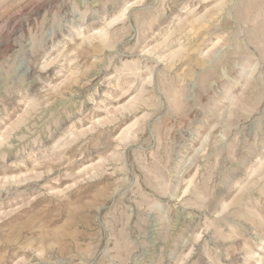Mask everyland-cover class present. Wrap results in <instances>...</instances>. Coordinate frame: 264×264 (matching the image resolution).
<instances>
[{
    "label": "rangeland",
    "instance_id": "obj_1",
    "mask_svg": "<svg viewBox=\"0 0 264 264\" xmlns=\"http://www.w3.org/2000/svg\"><path fill=\"white\" fill-rule=\"evenodd\" d=\"M262 54L264 0H0V264H264Z\"/></svg>",
    "mask_w": 264,
    "mask_h": 264
},
{
    "label": "clouds",
    "instance_id": "obj_2",
    "mask_svg": "<svg viewBox=\"0 0 264 264\" xmlns=\"http://www.w3.org/2000/svg\"><path fill=\"white\" fill-rule=\"evenodd\" d=\"M262 58H264V54H262ZM253 66H257V65H253ZM223 139H225V137H223ZM215 147H216V145L210 144L209 150H210V148L214 149ZM206 160L207 159H205V161H203V162H206ZM197 164H199V166L201 167V161H197ZM125 165H126V163H125ZM161 168L166 171L167 165L166 164L161 165ZM205 168H207V164H205ZM186 174L187 173L183 169L182 172L180 173L179 182L175 185V187L171 191H168L167 185H165L163 188L160 187V182L162 181L163 177L156 178V184L153 188V191L159 193V195H161V196H170L171 199L177 201L181 195V192L183 191V178ZM118 175L120 177V183H119V187L117 188V190L115 192H120L121 188L123 187L125 189V195L128 197V203L125 205L126 216H125V220H124V226H120L119 224H115L112 226L113 231L116 234L123 233L124 227L127 226L128 221H130L132 219L133 215L136 212L139 211V212L151 213V212L158 211L160 208V204L158 203V201L152 199L158 203L159 208L158 209L152 208L150 210L148 202L142 198L141 192H143V191L141 188V182H140V176L139 175L135 176L134 179L131 178L130 173H129V169L127 168V166L125 167L124 173L123 174L118 173ZM202 190H203V188H202L200 181H197V183H196V185H194L193 189L189 191L186 198L184 200H182L180 203H182L183 205H187L189 203V201H191L193 199V193H195L197 191H202ZM259 221H260L261 226H264V219H260ZM61 242H62L61 240L54 241L51 245L49 244L48 247L49 248L58 247V246H60ZM89 251H90V253L92 251H94V247H90ZM112 251L119 253V251H120L119 240H117L116 248L113 249ZM45 252H46V249H45ZM104 255L107 256L108 253L105 252ZM117 259H119L118 255L111 257V260H117ZM111 260L108 261V264H111ZM14 264H15V262H14ZM121 264H123V261L121 262ZM161 264H162V259H161Z\"/></svg>",
    "mask_w": 264,
    "mask_h": 264
}]
</instances>
